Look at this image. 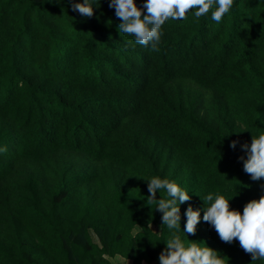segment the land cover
<instances>
[{
  "label": "trees",
  "instance_id": "16d2710c",
  "mask_svg": "<svg viewBox=\"0 0 264 264\" xmlns=\"http://www.w3.org/2000/svg\"><path fill=\"white\" fill-rule=\"evenodd\" d=\"M73 3L0 0V264H160L155 176L192 197L182 240L264 264L202 219L208 194L241 214L264 196L240 159L264 134V0L170 19L158 51L120 33L110 0H90L91 18ZM189 206L201 222L187 236Z\"/></svg>",
  "mask_w": 264,
  "mask_h": 264
},
{
  "label": "clouds",
  "instance_id": "9594fccd",
  "mask_svg": "<svg viewBox=\"0 0 264 264\" xmlns=\"http://www.w3.org/2000/svg\"><path fill=\"white\" fill-rule=\"evenodd\" d=\"M234 0H146L142 7L136 0H110L109 7L115 9V15L122 22L120 33L133 36L135 42L147 47L151 44L152 51H158L161 40V28L166 21L186 19V14L195 9L196 18L211 12V19L220 22L225 14L233 7ZM72 10L84 17L94 16V8L90 0L83 3H73ZM145 10L146 13L145 14ZM238 141H233L231 147L236 148ZM7 149H0L6 151ZM247 158L241 157L245 173L253 181L264 178V134L253 136L251 145H242ZM166 193L157 200V192ZM147 205H156L161 212L162 223L169 230L166 248L159 256L160 264H226V258L208 246L191 241L186 243L179 235L181 229L180 205L189 202L192 197L176 182L152 177L148 181ZM205 209L202 217L217 232L222 242L231 244L238 240L245 253L250 254L252 260L264 261V196L252 200L244 207L243 213L230 210V201L223 195L208 194L204 199ZM207 202V203H206ZM186 224L184 232L196 235L197 226L201 222L200 210L192 206L185 213ZM151 227V224H149Z\"/></svg>",
  "mask_w": 264,
  "mask_h": 264
},
{
  "label": "rangeland",
  "instance_id": "374dc122",
  "mask_svg": "<svg viewBox=\"0 0 264 264\" xmlns=\"http://www.w3.org/2000/svg\"><path fill=\"white\" fill-rule=\"evenodd\" d=\"M154 230L159 231V226H154ZM92 238L95 242H98V239L96 238V235L92 232L91 233ZM111 264H134L132 261L126 260L124 258H121L119 256L111 259ZM146 264V263H143Z\"/></svg>",
  "mask_w": 264,
  "mask_h": 264
}]
</instances>
